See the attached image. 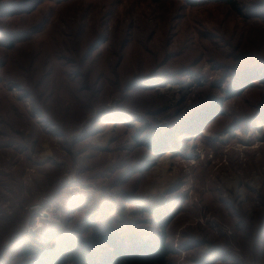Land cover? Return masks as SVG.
<instances>
[{
	"label": "rangeland",
	"instance_id": "374dc122",
	"mask_svg": "<svg viewBox=\"0 0 264 264\" xmlns=\"http://www.w3.org/2000/svg\"><path fill=\"white\" fill-rule=\"evenodd\" d=\"M234 2L0 0V264L91 225L264 264V0Z\"/></svg>",
	"mask_w": 264,
	"mask_h": 264
},
{
	"label": "trees",
	"instance_id": "16d2710c",
	"mask_svg": "<svg viewBox=\"0 0 264 264\" xmlns=\"http://www.w3.org/2000/svg\"><path fill=\"white\" fill-rule=\"evenodd\" d=\"M225 4L236 13L240 12L234 0H225ZM12 43L10 42L9 44ZM149 80L136 77L131 85L140 83V88H144ZM188 124L186 123L184 126L186 127ZM190 127L196 129L195 126ZM187 130L191 131L192 129L189 128ZM168 136L167 132L166 135L158 136L155 139L148 137L144 144L151 152H159L166 147L165 142L169 141ZM167 144H170V142H167ZM91 228L90 238L86 242L82 243V245L79 243L69 245L61 250L58 255H54L55 252L51 247H45L44 245L32 247L30 240L34 238L31 235L26 238H20L18 242L20 244V252H22L21 255L24 258H29L31 260L30 264H168L167 258L171 251L166 244L168 237L163 226L158 227V241L155 245L150 246H148L149 243L147 242L144 244L139 243L140 239L138 236L128 234L124 230L110 227L97 228L95 225H91ZM53 233L54 231L45 233L46 237H44V240L47 242V239Z\"/></svg>",
	"mask_w": 264,
	"mask_h": 264
},
{
	"label": "built area",
	"instance_id": "2783aa9c",
	"mask_svg": "<svg viewBox=\"0 0 264 264\" xmlns=\"http://www.w3.org/2000/svg\"><path fill=\"white\" fill-rule=\"evenodd\" d=\"M31 208H32V209H36V208H38V205H32ZM42 215H43V214H42Z\"/></svg>",
	"mask_w": 264,
	"mask_h": 264
},
{
	"label": "bare ground",
	"instance_id": "6f19581e",
	"mask_svg": "<svg viewBox=\"0 0 264 264\" xmlns=\"http://www.w3.org/2000/svg\"><path fill=\"white\" fill-rule=\"evenodd\" d=\"M181 149V148H180ZM183 150V149H182ZM188 150V149H187ZM169 155V154H168ZM164 164V163H163ZM169 167V166H168Z\"/></svg>",
	"mask_w": 264,
	"mask_h": 264
}]
</instances>
